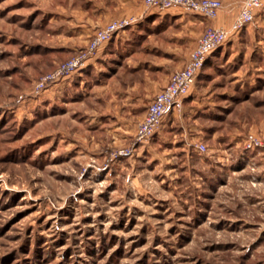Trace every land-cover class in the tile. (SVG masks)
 Returning a JSON list of instances; mask_svg holds the SVG:
<instances>
[{
  "label": "rangeland",
  "instance_id": "obj_1",
  "mask_svg": "<svg viewBox=\"0 0 264 264\" xmlns=\"http://www.w3.org/2000/svg\"><path fill=\"white\" fill-rule=\"evenodd\" d=\"M142 2L106 20L114 0H0V264H264V205L252 195L264 152L243 150L251 132L233 120L230 85L234 71L245 64L243 76L251 55L264 52V7L213 52L225 56L148 142L133 144L135 130L122 125L125 107L143 111L164 82V70L151 63L143 81L145 60L128 62L143 69L134 78L142 81L137 98L120 94L109 76L114 62L104 63L99 86L77 72L34 88L76 54L66 52L68 37L137 17ZM146 16L189 25L188 51L208 27L182 9L144 14L132 26ZM122 64L119 80L131 70ZM251 102L264 108L258 97Z\"/></svg>",
  "mask_w": 264,
  "mask_h": 264
},
{
  "label": "crops",
  "instance_id": "obj_2",
  "mask_svg": "<svg viewBox=\"0 0 264 264\" xmlns=\"http://www.w3.org/2000/svg\"><path fill=\"white\" fill-rule=\"evenodd\" d=\"M222 2V5H224L223 9L218 13V16L215 19L211 20H205L202 23L205 26H220V27H228L234 16L236 15L237 11L239 10L240 2L242 0H220ZM121 3V5H120ZM135 0H114V8H115V15L112 14L110 16H107L106 20L111 17H120L124 14H132L135 13L137 8L135 5ZM134 5V6H133ZM152 12H149L145 15H149ZM179 18L183 19V16L179 14ZM172 17V16H171ZM174 17V16H173ZM196 18V17H195ZM197 19V18H196ZM94 20L91 19L92 26H95L93 24ZM198 20V19H197ZM88 21V20H87ZM197 22V21H196ZM199 23H201V20H198ZM88 23V22H87ZM189 23V22H188ZM81 24V23H80ZM89 24V23H88ZM83 27L87 26V24H82ZM88 27V26H87ZM189 25H185L181 22H174L169 23L166 22V24H159L155 21H149L148 16H146L139 24L136 26L129 27L127 29L122 30V32H118L113 36V38L108 41L107 44H105L102 48H100L96 54V56L89 60L86 67L83 70H80L79 73H84L85 78L94 77V87L95 85L99 86L101 85V71H106L108 68L104 65L110 64V62H114L118 67V69L114 72L110 73L111 76H116L117 81L120 86V94L125 96L126 98L129 97H138L140 94V90L142 89V81L141 79L135 80V76L140 75L141 67L138 65H132L129 66V61H138V60H145L144 62L148 67L150 68L149 71L146 72L143 75V81L148 80L150 81L149 75H153V71H151V67L155 66L153 68L154 70H164V82L159 84V86H154L152 90H150V93L148 94L151 98L150 101L154 98V94L160 91L165 85L168 83V79L170 75L182 69L184 66L189 53L191 49L194 47L197 38L200 36H197L196 39L194 38L192 41H190V48L189 51L186 50L185 43L187 39L186 30H189ZM172 31H177V34L172 33ZM94 30L91 31L89 29H82L81 32H78L77 34L72 35L71 37L67 38V41H65V48L67 53H75L79 49L86 46V44L90 40V36L93 34ZM200 34V33H199ZM246 54V53H245ZM253 54V53H252ZM235 55V54H234ZM225 55H210L207 57L205 61V66L201 70L200 74L198 75L197 79L200 82L204 78L206 73H209V71L213 68V63L216 62L219 59H222ZM232 56V55H231ZM167 58H180L178 62L175 65H171L168 63H155L148 60L153 59H167ZM182 58V59H181ZM123 61L127 62V66L131 67V70L126 73L125 79L119 80V77H121V70L123 68ZM250 66L244 67V71H242L243 76H239L243 66L245 64L241 65L237 71H234L232 73L233 79L231 82L232 90L234 89L233 94H231V101H233V104L231 105L234 107V110L238 111L236 115L233 116V120L237 123V126H243L246 124V132H251L256 135H260L264 137V108H260L253 104L254 108H249V105H251V98L255 99L258 97L261 104L264 106V52H257L256 57H250L249 59ZM120 62L121 64H118ZM151 63L152 66L149 64ZM57 65V64H56ZM55 65V66H56ZM54 66V67H55ZM150 72V74H149ZM257 74V75H256ZM250 75V77H248ZM256 75V78L254 77ZM123 76V75H122ZM130 77V78H129ZM128 78V79H127ZM259 78V79H258ZM251 81V82H250ZM233 83V84H232ZM240 86L237 87L238 84ZM93 84V83H92ZM258 88L253 93H250V89L255 88L256 85H258ZM246 86V87H245ZM96 90V89H95ZM94 90V92H95ZM93 92V93H94ZM257 94V95H256ZM242 98V99H241ZM149 101V102H150ZM148 102V104H149ZM131 104L128 103V105ZM147 104V105H148ZM146 105V106H147ZM243 107H248L247 114L243 115ZM250 109L253 110L254 115L252 116V113L250 112ZM125 110H127V115L124 117L125 119H122V125H124V129L133 128L136 132L137 124L140 122V120L143 118L145 114V109L143 111L139 110L138 114L131 113L129 108L125 107ZM126 112V111H125ZM258 112V113H257ZM233 115V114H232ZM253 118V119H252ZM254 121L255 123L252 124ZM132 129V130H133ZM128 130V129H127ZM134 132V134H135ZM253 153V152H250ZM260 154L254 156L259 157ZM258 166V172L263 173V176L260 178H263L262 180H259V182H252L253 188H252V195L255 197V202L257 205H264V162H261ZM241 172H243V169H239ZM238 171V170H237ZM257 186V187H256ZM264 207V206H262ZM264 209V208H262Z\"/></svg>",
  "mask_w": 264,
  "mask_h": 264
},
{
  "label": "built area",
  "instance_id": "obj_3",
  "mask_svg": "<svg viewBox=\"0 0 264 264\" xmlns=\"http://www.w3.org/2000/svg\"><path fill=\"white\" fill-rule=\"evenodd\" d=\"M142 12L137 17H122L110 20L103 27L95 30L85 47L79 49L74 56L56 65L53 70L40 76L35 82V90L42 91L52 84L84 69L97 51L110 41L115 34L122 32L137 23L147 12L165 13L171 9L198 15L205 20L215 19L224 5L220 0H143ZM264 7V0H242L239 10L228 27H205L197 38L194 47L182 69L173 72L167 85L154 94V98L146 106L143 118L137 124L133 144L145 143L157 132L163 119L169 112H180L183 101L191 95L197 84V77L205 66V61L216 48L221 47L226 40L236 35L248 24L254 22V17ZM243 150L248 152H264V137L246 134ZM204 150V146H199ZM128 150H124V155ZM123 152L120 151L119 154Z\"/></svg>",
  "mask_w": 264,
  "mask_h": 264
},
{
  "label": "trees",
  "instance_id": "obj_4",
  "mask_svg": "<svg viewBox=\"0 0 264 264\" xmlns=\"http://www.w3.org/2000/svg\"><path fill=\"white\" fill-rule=\"evenodd\" d=\"M261 10H262V9H261ZM238 33H239V32H238ZM219 48H220V47H218V49H219ZM216 49H217V48H216ZM213 52H214V51H213ZM213 52H212L211 54H213ZM189 96H190V95H189ZM189 96H188V97H189ZM188 97H187V98H188ZM187 98L184 99L183 104H184V102L186 101ZM145 109H146V108H145ZM170 113H172V112H169V114H170ZM169 114H168V115H169ZM168 115H167V116H168ZM155 133H156V132H155ZM154 135H155V134H154ZM154 135H153V136H154ZM153 136H152V137H153Z\"/></svg>",
  "mask_w": 264,
  "mask_h": 264
}]
</instances>
